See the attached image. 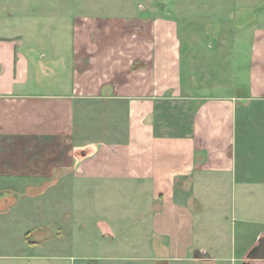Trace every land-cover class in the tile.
Here are the masks:
<instances>
[{
	"label": "crops",
	"instance_id": "crops-1",
	"mask_svg": "<svg viewBox=\"0 0 264 264\" xmlns=\"http://www.w3.org/2000/svg\"><path fill=\"white\" fill-rule=\"evenodd\" d=\"M143 2L0 0V264H236L263 236L264 0L210 46L191 2Z\"/></svg>",
	"mask_w": 264,
	"mask_h": 264
},
{
	"label": "rangeland",
	"instance_id": "rangeland-1",
	"mask_svg": "<svg viewBox=\"0 0 264 264\" xmlns=\"http://www.w3.org/2000/svg\"><path fill=\"white\" fill-rule=\"evenodd\" d=\"M5 1V0H4ZM14 1V0H13ZM15 1H20V0H15ZM23 1V0H21ZM24 1H30L34 2L35 0H24ZM43 1V0H40ZM84 0H45V2L47 3L45 5L46 8H55L56 10H59L62 13H66L67 15L69 14V10L72 9V13H80L82 10L85 11V4L83 3ZM127 1H136V0H127ZM137 1H141V3H144L143 0H137ZM155 0H151V3H153ZM160 1V0H159ZM170 3H175V2H179V4H185V2H191V8L192 11L190 12L191 14L189 15V20L186 24V26H184V28H192V30L196 33V35H198L199 38H203V43L204 45H208L210 46V44H216V40L215 38L212 37V34L210 32H212V30H215L216 27L215 25H209L215 21L211 20H207L210 18V14L212 13H220L222 16H226L225 20L219 23H224L226 24V26L228 27V33H230L231 31H234L237 29L235 27H237L238 25L241 24V22H244V19L246 17H249L250 13L247 11H244L243 13H241V10L238 9V11L236 13H234L236 11V9H234V7H237V5L235 4V1L238 2V4L240 2H243L244 0H169ZM3 7V10L5 11V4L1 3L0 4ZM230 5L233 7L231 9L232 12L229 11V7ZM241 5L237 8H240ZM188 14V11H184L182 12V8L180 10V13H173L174 16L178 17L182 14ZM241 17V18H240ZM179 23H180V29L182 30V25H183V21L181 19H178ZM223 20V18H222ZM233 31V32H234ZM232 32V33H233ZM186 62V59L183 58V63ZM203 92L205 93H213V89L209 88V89H205ZM83 182L82 181H77V188L80 191L81 188H83ZM78 191V192H79ZM81 197H79L80 199ZM123 200V199H122ZM126 216V215H125ZM127 220H129V222H131L133 219L132 217L127 218ZM95 221V220H93ZM89 222V223H92ZM95 229V228H94ZM93 227L92 229H87V232H89V235L91 236V234H93L94 231ZM264 235V234H263ZM83 237H81V239L79 240L78 244H77V249H78V253L79 255L82 254H89V252L87 251H91L94 249L95 245L92 247V245L89 244H81V241H83ZM257 243V242H256ZM255 243V244H256ZM254 245V244H253ZM251 245V247L253 246ZM246 246V245H245ZM251 247H249L248 249H250ZM247 249V251H248ZM7 251L6 250V246L3 244H0V252H4ZM246 253L245 252V257L241 259V261H237L236 264H264V259H248L246 257ZM79 264H85L86 263H90L87 260H78ZM93 262V261H92ZM129 263V262H126Z\"/></svg>",
	"mask_w": 264,
	"mask_h": 264
},
{
	"label": "water",
	"instance_id": "water-1",
	"mask_svg": "<svg viewBox=\"0 0 264 264\" xmlns=\"http://www.w3.org/2000/svg\"><path fill=\"white\" fill-rule=\"evenodd\" d=\"M248 259H264V235L258 238L257 244L247 253Z\"/></svg>",
	"mask_w": 264,
	"mask_h": 264
}]
</instances>
